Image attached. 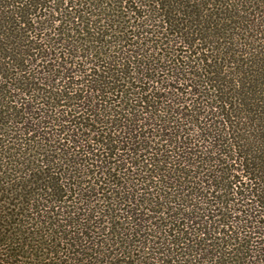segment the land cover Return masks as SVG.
<instances>
[{"label":"trees","instance_id":"1","mask_svg":"<svg viewBox=\"0 0 264 264\" xmlns=\"http://www.w3.org/2000/svg\"><path fill=\"white\" fill-rule=\"evenodd\" d=\"M0 264H264V0H0Z\"/></svg>","mask_w":264,"mask_h":264}]
</instances>
